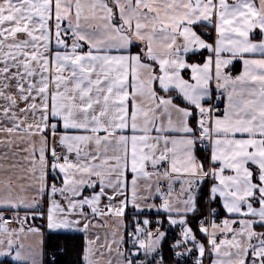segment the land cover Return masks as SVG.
Segmentation results:
<instances>
[{
    "label": "snow or ice",
    "instance_id": "1",
    "mask_svg": "<svg viewBox=\"0 0 264 264\" xmlns=\"http://www.w3.org/2000/svg\"><path fill=\"white\" fill-rule=\"evenodd\" d=\"M0 149L9 264H264V0H0Z\"/></svg>",
    "mask_w": 264,
    "mask_h": 264
},
{
    "label": "trees",
    "instance_id": "2",
    "mask_svg": "<svg viewBox=\"0 0 264 264\" xmlns=\"http://www.w3.org/2000/svg\"><path fill=\"white\" fill-rule=\"evenodd\" d=\"M237 69V68H236ZM80 239H72L68 238V243L65 245L67 250L64 253H56L55 249H53L51 244L47 245V251L49 254H56V264H79V257L77 256V252L80 248ZM63 243V242H61ZM50 256H46L45 260H50ZM0 264H9L8 259H4L0 261Z\"/></svg>",
    "mask_w": 264,
    "mask_h": 264
},
{
    "label": "crops",
    "instance_id": "3",
    "mask_svg": "<svg viewBox=\"0 0 264 264\" xmlns=\"http://www.w3.org/2000/svg\"><path fill=\"white\" fill-rule=\"evenodd\" d=\"M237 68V69H236ZM242 70V64L241 62L239 61H234L233 62V65L231 66L230 68V71L232 73V75H238ZM3 149H0V152H2ZM18 173H14V172H0V181H5L7 180L9 177H11L13 180L15 179V176L17 175ZM23 183V181H22ZM20 215L23 216L24 215V212L21 211L20 212ZM36 223H40V221H36ZM11 227H18V225H11ZM257 231H262L264 229H261V228H257L256 229ZM30 242H33L32 240H29ZM26 243V242H24ZM27 244V243H26ZM4 259H7V258H0V261L4 260Z\"/></svg>",
    "mask_w": 264,
    "mask_h": 264
},
{
    "label": "built area",
    "instance_id": "4",
    "mask_svg": "<svg viewBox=\"0 0 264 264\" xmlns=\"http://www.w3.org/2000/svg\"><path fill=\"white\" fill-rule=\"evenodd\" d=\"M214 103L218 104L220 108H223V101L222 100H215L214 99ZM6 216H10V214H6ZM144 217L142 216L141 219H143ZM153 219L155 218L154 216L152 217ZM131 229H129L130 231ZM168 237H169V242H171L172 237H173V232H168ZM164 254L165 256H169L171 257V254L168 251L167 245H165L164 248ZM48 255L51 257V254L48 253ZM140 259H143V257L141 256ZM175 259L176 258H170L169 259V264H175ZM185 264H190L189 261H185ZM207 264H210V262H207Z\"/></svg>",
    "mask_w": 264,
    "mask_h": 264
},
{
    "label": "rangeland",
    "instance_id": "5",
    "mask_svg": "<svg viewBox=\"0 0 264 264\" xmlns=\"http://www.w3.org/2000/svg\"><path fill=\"white\" fill-rule=\"evenodd\" d=\"M261 231V230H260ZM262 231H264V230H262ZM24 242H26L27 244H30V243H33V242H30L29 240H26V241H24Z\"/></svg>",
    "mask_w": 264,
    "mask_h": 264
}]
</instances>
